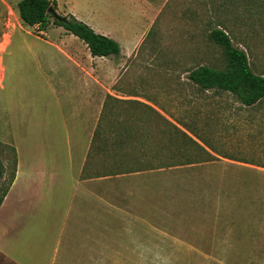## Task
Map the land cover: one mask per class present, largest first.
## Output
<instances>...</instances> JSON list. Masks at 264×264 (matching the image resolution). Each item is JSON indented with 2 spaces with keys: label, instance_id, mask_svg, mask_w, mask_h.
<instances>
[{
  "label": "crops",
  "instance_id": "obj_1",
  "mask_svg": "<svg viewBox=\"0 0 264 264\" xmlns=\"http://www.w3.org/2000/svg\"><path fill=\"white\" fill-rule=\"evenodd\" d=\"M9 11L10 1L0 0V44L7 38L0 47V144L12 146L16 158L0 203V258L10 264H156L168 259L165 250L233 242L219 230L220 218L207 212V231L186 230L192 225L186 208L205 204L210 180L183 168L205 162L156 164V146H200L212 155L213 145L157 106L156 95L116 93L146 19L141 16L129 37L126 25L114 30L94 12H71L120 45L118 55L94 56L52 22L26 36L17 33L18 10L14 28ZM32 87L41 94L35 114ZM156 113L172 127L166 139L156 138ZM122 146H139L140 159H119Z\"/></svg>",
  "mask_w": 264,
  "mask_h": 264
},
{
  "label": "rangeland",
  "instance_id": "obj_2",
  "mask_svg": "<svg viewBox=\"0 0 264 264\" xmlns=\"http://www.w3.org/2000/svg\"><path fill=\"white\" fill-rule=\"evenodd\" d=\"M9 1L8 24L14 28L19 0ZM218 4L216 0H60L55 4L58 15L94 12L97 21L108 28L117 30L121 24L126 25L129 37L144 17L142 42L137 54L128 59L127 69L116 83L120 92L116 93L156 95L157 106L213 145L208 146L212 155L197 146H156V164L193 158L204 161L200 167L183 168L197 170L188 175L210 180L204 186L208 197L202 202L206 205L193 202L186 208L187 221L191 219L192 224L187 222L186 230L193 234L207 231L211 220L207 212L220 218L219 230L232 234L234 241L225 242L224 247L165 250L168 259L156 264H264V99L245 106L229 92L201 90L187 79L186 70L192 66H227L222 49L206 37L210 23L220 12ZM19 22L17 33L26 36L28 31L37 32V25ZM13 41L15 44V38ZM249 42L250 49H246L233 39L234 45L246 51L253 72L264 75V34L260 28L255 26ZM7 57L4 54L5 64ZM4 84L7 87L8 77ZM40 96L36 87L29 91L33 114L40 112ZM171 133L172 127L156 114V138L161 134L166 139ZM143 150L151 153L155 146H143ZM142 152L139 146H122L118 156L134 160L140 159ZM14 156L12 146L0 144L6 171L1 186L9 178ZM0 264L10 263L0 258Z\"/></svg>",
  "mask_w": 264,
  "mask_h": 264
},
{
  "label": "trees",
  "instance_id": "obj_3",
  "mask_svg": "<svg viewBox=\"0 0 264 264\" xmlns=\"http://www.w3.org/2000/svg\"><path fill=\"white\" fill-rule=\"evenodd\" d=\"M216 1L219 3L220 12L210 23L206 37L210 43L222 49L227 66L222 69L205 64L192 66L186 70L187 79L201 90L229 92L243 105H254L264 99V75L253 72L246 51L234 45L233 39H238L246 49H250L249 40L252 39L255 26L264 34V0ZM56 3V0H19L18 14L23 23L29 26L37 25L36 31L44 29L49 23V18H52L53 24L62 26L66 31L79 37L94 56L120 53V45L116 40L96 32L74 15H59V19L55 18L48 12V8L52 6L55 9ZM197 147L203 150L202 147ZM167 163L159 164L163 166L168 165ZM15 170L14 156L9 178L1 186L6 171L0 159V203L15 177Z\"/></svg>",
  "mask_w": 264,
  "mask_h": 264
},
{
  "label": "water",
  "instance_id": "obj_4",
  "mask_svg": "<svg viewBox=\"0 0 264 264\" xmlns=\"http://www.w3.org/2000/svg\"><path fill=\"white\" fill-rule=\"evenodd\" d=\"M48 12H49L50 14H53V16H54L55 18H57V19L60 18V16L56 13L55 9H54L52 6H49V8H48Z\"/></svg>",
  "mask_w": 264,
  "mask_h": 264
}]
</instances>
